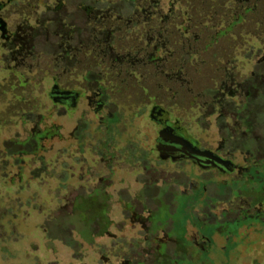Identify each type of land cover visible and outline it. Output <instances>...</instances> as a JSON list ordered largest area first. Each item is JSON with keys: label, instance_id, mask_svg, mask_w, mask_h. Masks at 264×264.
Here are the masks:
<instances>
[{"label": "rangeland", "instance_id": "1", "mask_svg": "<svg viewBox=\"0 0 264 264\" xmlns=\"http://www.w3.org/2000/svg\"><path fill=\"white\" fill-rule=\"evenodd\" d=\"M7 10L10 30L36 27V39L31 61L15 67L26 84L19 90L27 94L0 99L6 117L8 107L32 102L36 117L63 139L66 119L47 98L52 79L60 88L89 91L88 102L98 80L131 139L152 146L156 128L144 113L156 105L202 150H219L240 169L249 166L234 180L187 163L150 164L154 186L146 191L145 210L140 204L130 210L125 205L140 186L138 169L124 165L117 152L118 173L130 179H117L109 192L129 187L130 193L111 194L106 214L112 225L93 224L86 240L80 235H87L88 213L71 210L75 191L63 194L64 144L55 138L41 153L46 164L26 168L36 176L52 172V179L43 174L20 193L3 191L0 180V264H158L143 254L146 223L135 220L155 209L156 185L166 190L168 204L156 218L170 225L169 237L180 239L187 228L198 238H213L194 263L264 264V235L234 236L236 224L225 220L204 224L216 217L214 210L240 204V196L250 205L264 200V0H25ZM8 74L0 75L4 91ZM82 74L89 83L76 77ZM72 170L77 176L76 166ZM156 171L163 174L159 180Z\"/></svg>", "mask_w": 264, "mask_h": 264}, {"label": "flooded vegetation", "instance_id": "2", "mask_svg": "<svg viewBox=\"0 0 264 264\" xmlns=\"http://www.w3.org/2000/svg\"><path fill=\"white\" fill-rule=\"evenodd\" d=\"M24 1L0 0V75L7 71L9 73L8 84H10L9 91H4L3 81H0V99L10 96L18 100L20 99L18 94H27L19 90L24 89L26 84L23 82V75L17 72L15 67L25 61H31L36 39V27L24 28L22 31L17 28L15 31H11L9 26L11 12L7 10L11 5ZM3 77L1 78L3 79ZM76 77L81 78L84 82H90L87 74L76 75ZM93 82L96 86L91 90L92 101L88 102L87 93L89 91L60 88L57 79H52L53 84L47 98L52 107L57 110L55 114L64 116L66 119L65 125L68 128L63 131V139L58 137V133L51 126L42 123V117H36L34 103L22 102V106L8 107L6 117L5 108L0 101V180L3 191L20 193L25 189L27 183L41 178L43 174L52 179V172L44 170L36 176L34 172L26 171V168L30 167V162L36 164L39 161L46 164L40 159L41 153L49 149L45 143H51L55 138L62 140L63 153H65L62 166L65 171L58 178L66 180V183H62L63 186H61L63 194L75 191L71 210L82 209L88 213L85 224L88 236H80L90 240L93 237L91 231L93 224L105 227L112 225L111 219L107 218L106 214L111 194L115 191L114 189L109 192L112 184L117 179L120 183L130 179L128 176L118 173L122 166L117 165V152L121 154L120 158L124 165L138 169L136 174L139 176L135 183L140 186L134 188V192H132L136 203H133V199H131V202L125 205V209L130 210H133L136 204L142 205L146 191L154 186L149 181L150 164L158 168L165 163L170 165L187 163L200 170L201 173L214 171L221 177H231L234 180L247 172L249 165L240 169L238 164L234 163V159L226 158L220 154L219 150L199 148L197 142L187 136L178 122L170 120L168 110L160 106H151L148 112L144 113L146 114L145 119L156 128L152 146L144 144L141 139H131V132L119 128L121 117L108 107L105 89L98 85L100 83L98 80ZM83 101L84 105L79 106ZM71 121L74 122L71 123ZM136 134L139 137L144 135L143 132ZM123 136L127 138L124 139ZM74 166L77 169V176L72 170ZM235 172H238L237 178L232 176ZM153 174L156 175L157 180L163 175L159 171L153 172ZM74 179L80 185L73 186ZM163 188V185H156L154 189L152 200L156 201L155 209L147 212L145 216L135 219L146 223L142 229L145 233L142 238L145 249L143 254L157 258L160 260L158 264H166V260H172L170 264H204L202 261L194 263V259L198 258L200 254H206L205 245L211 244L213 238H198L193 229L190 231L186 228L183 237L173 239L168 235L171 230L170 225L168 223L162 225L157 220L156 217L160 209L168 204L163 199L166 193ZM129 190V187H124L115 193L129 194ZM45 193L47 192L45 191ZM173 194L186 195L188 193ZM170 198L167 201H170ZM141 208L142 211L145 210L143 205ZM205 210L203 209L201 212L206 217ZM214 214L216 217L204 219V224L210 225L225 220L228 223L236 224L234 236L245 235L250 239L252 238L251 234L264 235L263 226H259L264 225L263 199L250 205L247 196H240V204L235 203L230 208L225 205V208L220 212L214 210ZM165 227H168L165 236H159L164 232ZM111 236L115 237L116 235ZM190 246L195 247V255L190 251ZM168 251L171 253L169 254Z\"/></svg>", "mask_w": 264, "mask_h": 264}, {"label": "water", "instance_id": "3", "mask_svg": "<svg viewBox=\"0 0 264 264\" xmlns=\"http://www.w3.org/2000/svg\"><path fill=\"white\" fill-rule=\"evenodd\" d=\"M199 156V155H198Z\"/></svg>", "mask_w": 264, "mask_h": 264}]
</instances>
